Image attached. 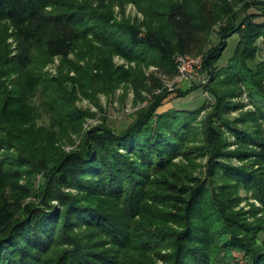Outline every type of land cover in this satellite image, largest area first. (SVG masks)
I'll return each instance as SVG.
<instances>
[{"label": "trees", "instance_id": "16d2710c", "mask_svg": "<svg viewBox=\"0 0 264 264\" xmlns=\"http://www.w3.org/2000/svg\"><path fill=\"white\" fill-rule=\"evenodd\" d=\"M127 2L143 23L115 17ZM3 37L0 264H264V0H0ZM181 56L210 100L159 111L199 85L156 92L144 68L174 76ZM122 83L146 104L83 129L79 94Z\"/></svg>", "mask_w": 264, "mask_h": 264}, {"label": "rangeland", "instance_id": "374dc122", "mask_svg": "<svg viewBox=\"0 0 264 264\" xmlns=\"http://www.w3.org/2000/svg\"><path fill=\"white\" fill-rule=\"evenodd\" d=\"M113 13L117 19H120L122 16H124L130 19L132 22H138V23H143L146 18L145 14L141 10H139L136 4L132 2H127L122 7L120 4H115L113 6ZM0 42L12 44L11 43L12 39L10 37H3L2 39H0ZM236 42H237L236 35H233L231 38L228 39V46L224 52L223 58H226L228 55L232 54ZM69 58H71V60H75L76 59L75 54H70ZM81 63H83V61ZM112 63L114 67H123L125 69H128L130 66H135L134 62H129L120 55H114L112 58ZM60 64H61V60L59 58H54L45 67H43V71L48 72L51 77L57 76L59 73ZM192 69L196 73L193 79L179 80L178 75L169 76L163 74L162 72L159 73L158 71H155V67L153 66L144 68L146 75L154 73L158 77V79H160V81L162 82L163 84L162 87L156 90V92H159L164 88L171 90L175 87L185 88L189 85H199L197 90H194L186 97H178L172 94L165 101L164 105L160 107L159 111H163L164 109L170 108L171 106L188 107V108L196 109L201 106L203 101L205 102V100H210L208 99L206 92L202 88V86H204L208 82V78L206 77L203 78L201 76V72L199 71L200 68L192 67ZM69 74L70 76L75 75L74 71H70ZM124 92H125L124 83L116 87L114 92L111 94H105L104 92H97L96 102L99 105H96L95 103L92 102V100L90 101L88 98L79 94V98L76 100V105L79 108L86 110L88 109L94 113L93 116L86 118L83 129H86L89 126L97 124L102 120V117L103 118L108 117L109 122L116 127L126 126L131 121V119L128 118L129 113L132 112L133 109H135L137 106H142L146 104V99L136 100L135 92L131 85L129 90L126 91L125 98L121 100ZM141 95L149 97V93L147 91H143ZM241 100L245 104L248 103V99L246 97H243ZM251 108L252 105H250V103L247 104V106L245 107V109L247 110ZM238 113L239 111H235L232 113V116H237ZM204 114L205 111H202L199 118ZM71 148L72 147L70 145L66 146V150H69ZM231 148H234V145H232ZM243 196H245L244 193ZM246 202H251L254 203L256 206H260L259 202L252 198L250 199L248 198V200L242 201L240 206L247 209L248 205H246ZM159 264L162 263L159 262Z\"/></svg>", "mask_w": 264, "mask_h": 264}, {"label": "built area", "instance_id": "2783aa9c", "mask_svg": "<svg viewBox=\"0 0 264 264\" xmlns=\"http://www.w3.org/2000/svg\"><path fill=\"white\" fill-rule=\"evenodd\" d=\"M179 65H178V79L186 80L193 79L196 75L193 68H200L201 58H194L190 56L179 57ZM176 75V76H177Z\"/></svg>", "mask_w": 264, "mask_h": 264}]
</instances>
